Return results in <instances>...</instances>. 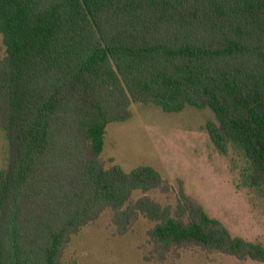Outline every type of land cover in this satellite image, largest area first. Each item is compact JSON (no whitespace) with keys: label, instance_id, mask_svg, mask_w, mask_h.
<instances>
[{"label":"trees","instance_id":"trees-1","mask_svg":"<svg viewBox=\"0 0 264 264\" xmlns=\"http://www.w3.org/2000/svg\"><path fill=\"white\" fill-rule=\"evenodd\" d=\"M0 264L65 261L72 238L106 210L119 234L141 215L148 261L196 247L264 262V244L233 235L180 182L101 154L107 125L136 102L211 109L220 153L246 160L242 186L264 196V0H0ZM142 194L135 198L134 192Z\"/></svg>","mask_w":264,"mask_h":264},{"label":"rangeland","instance_id":"rangeland-1","mask_svg":"<svg viewBox=\"0 0 264 264\" xmlns=\"http://www.w3.org/2000/svg\"><path fill=\"white\" fill-rule=\"evenodd\" d=\"M5 50L0 33V59ZM132 112L129 119L107 125L101 154L104 161L109 163L114 157L125 170L155 167L172 185L168 193L149 191L155 199L176 205L182 182L185 193L233 235L264 244V196L240 185L246 160L239 151L231 147L224 154L216 149L206 129L207 121L215 120L214 112L190 105L180 112H166L158 105L140 102L132 104ZM7 157L8 142L0 128V167L6 165ZM141 194L137 190L134 197ZM153 224L141 215L134 228L121 235L108 209L72 238L64 260L78 264H264L196 247L181 250L179 256L148 261L145 256L152 247L148 230Z\"/></svg>","mask_w":264,"mask_h":264}]
</instances>
